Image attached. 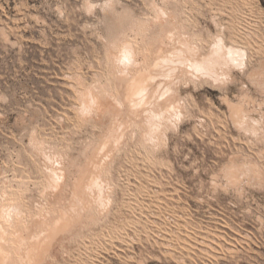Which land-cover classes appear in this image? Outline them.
Instances as JSON below:
<instances>
[{
	"label": "rangeland",
	"instance_id": "obj_1",
	"mask_svg": "<svg viewBox=\"0 0 264 264\" xmlns=\"http://www.w3.org/2000/svg\"><path fill=\"white\" fill-rule=\"evenodd\" d=\"M15 195L1 264H264V0H0V205Z\"/></svg>",
	"mask_w": 264,
	"mask_h": 264
},
{
	"label": "bare ground",
	"instance_id": "obj_2",
	"mask_svg": "<svg viewBox=\"0 0 264 264\" xmlns=\"http://www.w3.org/2000/svg\"><path fill=\"white\" fill-rule=\"evenodd\" d=\"M112 3H113V2H112ZM118 3H119V2H118ZM110 6L113 7V5H110ZM154 8H156V7H154ZM161 8H162V7H161ZM165 8H167V7H165ZM125 9H126V8H125ZM129 9H130V8H129ZM162 9H163V8H162ZM113 10H114V9H113ZM159 10H161V9H159V8H158V10L156 9V11H158V12H159ZM163 10H164V9H163ZM111 11H112V9H111ZM120 11H121V9H120ZM123 11H125L124 13H126L127 10H123ZM154 11H155V10H154ZM118 12H119V11H118ZM130 12H131V11H130ZM115 13H116V11H115ZM160 13H162V12H160ZM171 13H172V12H171ZM33 14H34V13H33ZM126 14H127V13H126ZM128 14H129V13H128ZM153 14H154V13H153ZM155 14H156V12H155ZM130 15H131V14H130ZM151 15H152V14H151ZM169 15H170V13H169ZM121 16H122V15H121ZM127 16H128V15H127ZM159 16H160V15H159ZM117 17H118V16H117ZM128 17H129V16H128ZM174 17H175V16H174ZM124 18H125V17H124ZM134 18H135V17H134ZM137 18H138V17H137ZM158 18H159V17H158ZM169 18H170V17H169ZM116 19H118V18H116ZM36 20H37V19H36ZM119 20H121V19H120V16H119ZM145 20H146V18H145ZM150 20H151V19H150ZM167 20H168V19H167ZM134 21H135V20H134ZM134 21H133V22H134ZM152 21H153V20H152ZM163 21H165V20H163ZM133 22H132V23H133ZM165 22H166V21H165ZM167 22H168V21H167ZM143 23H144V21H143ZM155 23H156V22H155ZM158 23H159V22H158ZM163 23H164V22H162V24H163ZM171 23H172V22H171ZM173 23H174V22H173ZM129 24H130V23H129ZM134 24H136V23L134 22ZM138 24H140V23L138 22ZM162 24H161V25H162ZM109 25H110V24H109ZM130 25H131V24H130ZM136 25H137V24H136ZM136 25H135V26H136ZM145 25H146V23H145ZM161 25H159V26H161ZM173 25H174V24H173ZM175 25H176V24H175ZM178 25H179V24H178ZM178 25H177V26H178ZM132 26H134V25H132ZM135 26H134V27H135ZM137 26L139 27V25H137ZM167 26H168V25H167ZM147 27H148V25H147ZM162 27H163V26H161V28H162ZM110 28H111V27H110ZM112 28H113V27H112ZM144 28H145V27H144ZM144 28H143V29H142V28H139V29H140V31L142 32V31L144 30ZM159 28H160V27H159ZM161 28H160V29H161ZM174 28H175V27H174ZM128 29H129V27H128ZM139 29H137L136 33L138 32ZM141 29H142V30H141ZM122 30H123V29H122ZM146 30H147V28H145L144 32H146ZM162 30H165V29L162 28ZM107 31H108V30H107ZM109 31H110V30H109ZM140 31H139V32H140ZM173 31H174V30H173ZM175 31H176V30H175ZM178 31H179V30H178ZM110 32H111V31H110ZM141 32H140V33H141ZM246 32H247V31H246ZM120 33H121V32H120ZM170 33H171V32H170ZM176 33H177V32H176ZM178 33H179V32H178ZM141 34H142V33H141ZM154 34H155V33H154ZM166 34H168V33H166ZM173 34H174V33H173ZM173 34H172V35H173ZM180 34H181V33H180ZM247 34H248V33H247ZM119 35H120V34H119ZM158 35H159V34H158ZM174 35H176V34H174ZM248 35H249V34H248ZM98 36H100V35H98ZM159 36H160V35H159ZM159 36H157V37H159ZM169 36H170V35H169ZM189 36H190V35H189ZM101 37H102V36H101ZM130 37H131V36H130ZM140 37H142V36H140ZM123 38H124V37H123ZM134 38H135V37H134ZM134 38H133V39H134ZM177 38H178V37H177ZM127 39H128V38H127ZM130 39H131V38H130ZM188 39H189V38H188ZM111 40H112V39H111ZM119 40H120V39H119ZM121 40H122V39H121ZM137 40H138V39H137ZM144 40H145V39H144ZM109 41H110V40H109ZM125 41H126V40H125ZM128 41H129V42H128L129 47H131V45H132L131 42H133V40H132L131 42H130V40H128ZM198 41H199V40H198ZM13 42H14V41H13ZM122 42L124 43V40H122ZM135 42H136V44H137V41H135ZM189 42H190V41H189ZM189 42H188V43H189ZM123 43H122V44H123ZM15 44H16V43H15ZM110 44H111V43H110ZM122 44H121V45H122ZM126 44H127V41H126ZM126 44H123V45H125V49H124V50H125L126 54L128 53V56H129V55H130L129 52H132V50L134 49V47L132 46L133 49H132L131 51H127L128 49H127V47H126ZM147 44H148V43H147ZM170 44L172 45V43H170ZM192 44H193V43H192ZM133 45L135 46V43H134ZM195 45H196V44H195ZM112 46H113V45H112ZM118 46H119V45H118ZM192 46H193V45H192ZM132 47H131V48H132ZM145 47H146V46H145ZM193 47H194V46H193ZM113 48H114V46H113ZM120 48L123 49L124 46H122V47H120ZM142 48H143V47H142ZM159 48H161V47H159ZM116 49H117V48H116ZM116 49H114V50H116ZM126 49H127V50H126ZM140 49H141V48H140ZM144 49H145V48H144ZM144 49H143V50H144ZM196 49H197V48H196ZM129 50H130V49H129ZM136 50H137V49H136ZM136 50H135V51H136ZM138 50H139V49H138ZM147 50H148V49H147ZM147 50L145 49L144 51H147ZM105 51H106V50H105ZM116 51H117V50H116ZM139 51H140V50H139ZM144 51H143V52H144ZM162 51H163V50H162ZM114 52H115V51H114ZM121 52H122V50H121ZM123 52H124V51H123ZM123 52H122L121 54H123ZM125 52H124V55H125ZM141 52H142V50H141ZM141 52H140V53H141ZM143 52H142V53H143ZM110 53H111V52H110ZM118 53H119V52H118ZM132 53H134V51H133ZM136 53H137V51L135 52V55H136ZM148 53H150V52H148ZM113 54H116V53H113ZM113 54H112L111 58L114 56ZM119 54H120V53H119ZM117 55H118V54H117ZM109 56H110V55H109ZM118 56H119V55H118ZM130 56H131V55H130ZM147 56H148V55H147ZM111 58H110V59H111ZM114 58H115V57H114ZM133 60H134V59H133ZM110 61H111V60H110ZM115 61H116V60H115ZM166 61H167V60H166ZM114 63H115V62H114ZM114 63H113V64H114ZM165 63H166V62H165ZM139 64H141V63H139ZM155 64H156V63H155ZM141 65H142V64H141ZM141 65H140V66H141ZM158 65H160V64L158 63ZM158 65L156 64V66H158ZM154 66H155V65H153L152 67H154ZM160 66H161V65H160ZM162 66H163V65H162ZM162 66H161V67H162ZM112 67H113V66H112ZM114 67H116V66H114ZM154 68H155V67H154ZM158 68H159V67H158ZM143 69H144V68H143ZM142 71H143V74L146 73V72H145L146 70H142ZM154 71H155V70H154ZM152 72H153V71H152ZM74 73H75L74 76H73V75H70V76L75 77L76 72H74ZM114 73H115V72H114ZM140 73H142V72H140ZM67 74H68V73H67ZM67 74H66V75H67ZM94 74H95V73H94ZM143 74H141V77H140V78H142V79H143V77H144V76H142ZM153 74H154V73H153ZM77 75H78V74H77ZM79 75H80V74H79ZM96 75H97V74H96ZM138 75H139V74H138ZM158 75H159V74H158ZM149 76H150V75H149ZM152 76H153V75H152ZM78 77H79V76H78ZM78 77L76 76L75 78H78ZM154 77H155V75H154ZM154 77H153V78H154ZM181 77H182V76H181ZM136 78H138V76H137ZM145 78H147V76H146ZM132 79H135V77L133 76ZM132 79H131V80H132ZM147 79H148V78H147ZM83 80H84V79H83ZM131 80H130V81H131ZM135 80H138V79H135ZM78 81H79V78H78ZM81 81H82V80H81ZM81 81H80V82H81ZM133 81H134V80H133ZM149 81H150V80H149ZM95 82H96V80H95ZM98 82H99V81H98ZM108 82H109V81H108ZM160 82H161V81H160ZM127 83H128V82H127ZM127 83H126V84H127ZM133 83H134V82H133ZM133 83H132V84H133ZM136 83H137V82H136ZM141 83H142V82H141ZM69 84H71V83H69ZM82 84H85V83L83 82ZM96 84H97V83H96ZM98 84H99V83H98ZM107 84H108V83H106L105 85L102 86V87H103L102 91H104V92L107 91L108 94L110 95L111 92H112V85L110 86V83L108 84V85H109V90H108V87H106ZM168 84H169V86H170V83H168ZM86 85H87V84H86ZM91 85H92V84H91ZM165 85H166V84H165ZM76 86H77V85H76ZM104 86H105V90H104ZM126 86H127V85H126ZM135 86H136V85H135ZM140 86H141V85H140ZM84 87H85V86H84ZM88 87H90V85H89ZM95 87H96V86H94V88H95ZM142 87H143V88H142ZM144 87H145V86H141V87H139L140 89H136L135 91H136L137 93H136L135 91H133V92H135V95H136V94H140V95H141V93H139V90L141 91V89H144ZM165 87H166V86H165ZM106 88H107V89H106ZM113 88H114V87H113ZM133 88H134V87H133ZM166 88H167V87H166ZM84 89L86 90L87 88L85 87ZM96 89H97V88H96ZM130 89L132 90V88H130ZM130 89H129V90H130ZM79 90H80V89H79ZM88 90H89V91L92 90V92H93V91H94V92L97 91V90H93V88L91 89V87H90V89H88ZM88 90H86V92H87L86 95H88V93H89ZM99 90H100V89H99ZM110 90H111V91H110ZM113 90H114V89H113ZM145 90H146V89H145ZM166 90H169V92L171 91L170 88H169V89L167 88ZM76 91H77V90H76ZM102 91H101V93H102ZM126 91H128L127 88H126ZM143 91H144V90H143ZM163 91H164V89H163ZM82 92H83V91L81 90V91H80L81 95H82ZM86 92L84 91L83 93H86ZM94 92H93V93H94ZM97 92H98V91H97ZM97 92H96L95 94H98ZM99 92H100V91H99ZM113 92H115V91H113ZM113 92H112V93H113ZM129 92H130V91H129ZM133 92H132V93H133ZM145 92H146V91H145ZM145 92H144V93H145ZM153 92H155V91H153ZM166 92H167V91H166ZM166 92H165V93H166ZM169 92H168V93H169ZM76 93H77V92H76ZM90 93H91V92H90ZM127 93H128V92H127ZM130 93H131V92H130ZM113 94H114V93H113ZM162 94H163V93H162ZM83 95H84V94H83ZM83 95H82V96H83ZM86 95H85V96H86ZM92 95H93V94H92ZM98 95H99V94H98ZM98 95H97V96H98ZM104 95H105V94H104ZM143 95H144V94H143ZM164 95H166V94H164ZM78 96H79V93H78ZM82 96H81V97H82ZM93 96H95V95H93ZM99 96H100V95H99ZM111 96H112V95H111ZM111 96H110V97H111ZM160 96H161V95H159V98H160ZM89 97H90V96H89ZM89 97H88L87 99H89ZM114 97H115V95H114ZM116 97H117V101H121V100L118 99V96H117V95H116ZM2 98H3V97H2ZM79 98H80V97H79ZM79 98H78V99H79ZM85 98H86V97H85ZM90 98H91V97H90ZM100 98H104V97H101V96H100ZM125 98H126V97H125ZM143 98H144V97H143ZM157 98H158V97H157ZM127 99H128V97H127ZM132 99H133V98H132ZM141 99H142V98H141ZM151 99H152V98H151ZM83 100H84V99H83ZM90 100H92V99H90ZM93 100H94V98H93ZM98 100H101V99H97V101H98ZM137 100H138V99H137ZM177 100H178V99H177ZM88 101H89V100H87V102H86V100H85L84 102H86V103L89 104ZM101 101H102V100H101ZM114 101H115V100H114ZM130 101H131V99H130ZM132 101H133V100H132ZM140 101H141V100H140ZM142 101H144V99H142ZM155 101H156V99H155ZM82 102H83V101H82ZM84 102H83V103H84ZM152 102H153V101H152ZM152 102H151V105L153 104ZM80 103H81V102H80ZM116 103L118 104L119 102H116ZM121 103H122V102H120V104H121ZM130 103H131V102H130ZM133 103H134V105H135L136 102L134 101V102H132V104H133ZM154 103H155V102H154ZM102 104H103V103H102ZM117 104H116V105H117ZM72 105H73V104H72ZM75 105H76V106L78 105V106L76 107V109H77V108H80V107L82 108L83 106H85V105L82 106L81 104H80V105H81V106H80L79 103H78V104H74V106H75ZM90 105H91V104H90ZM99 105H100V104H99ZM147 105H148V103H147ZM86 106H87V104H86ZM93 106H95V105L93 104ZM148 106H150V104H149ZM154 106H155V105H154ZM88 107H89V106H88ZM88 107H87V108H86V107H83L82 110H84V108H85V109H88ZM99 107H100V106H99ZM102 107H103V106H102ZM119 107H120V106H119ZM133 107H134V106H133ZM91 108H93V107H91ZM162 109H164V108H162ZM82 110H81V111H82ZM92 110H94V109H92ZM85 111H86V110H85ZM135 111H136V110H135ZM144 111H145V110H144ZM79 112H80V111H79ZM83 112H84V111H83ZM86 112H87V111H86ZM145 112H148V111H145ZM160 112H161V114H162V111H160ZM88 113H89V110H88ZM88 113H87V114H88ZM90 113H91V109H90ZM90 113H89V114H90ZM152 113H153V111H152ZM163 113H164V112H163ZM82 114L84 115L85 113H82ZM94 114H95V113H94ZM161 114H160V115H161ZM160 115H159V117H160ZM59 116H60V115H59ZM148 116H149V115H148ZM87 117H88V115H87ZM87 117H86V118H87ZM149 117H150V116H149ZM149 117H148V118H149ZM62 118H63V116H62ZM84 119H85V117H84ZM161 119H162V118H161ZM87 120H88V118H87ZM147 120H149V119H147ZM146 124H147V123H146ZM147 125H148V124H147ZM151 125H152V124H151ZM148 126H149V125H148ZM134 127H135V126H134ZM149 127H150V126H149ZM149 127H148V128H149ZM33 130H34V128H33ZM33 130H32V131H33ZM147 131H148V130H147ZM33 132H34V131H33ZM33 132H32V133H33ZM133 132H134V131H133ZM111 133H112V131H111ZM111 133L109 132V135H110ZM134 133H135V132H134ZM144 133H146V132H144ZM34 134H36V133L34 132ZM146 134H147V133H146ZM31 135H32V134H31ZM119 135H120V134H119ZM119 135H118V136H119ZM133 135H134V134H133ZM133 135H132V136H133ZM160 135H161V134H160ZM35 136H36V135H34V137H35ZM110 136H111V135H110ZM124 136H125V135H124ZM145 136H146V135H145ZM145 136H144V137H145ZM149 136H150V134H149ZM157 136H158V135H157ZM163 136H164V135H163ZM165 136H166V134H165ZM29 137H30V135H29ZM106 137H108V135H107ZM133 137H134V136H133ZM133 137H132V138H133ZM36 138H37V137H36ZM145 138H146V137H145ZM32 139H33V138H32ZM119 139H120V138H119ZM34 140H35V139H34ZM115 140H116V139H115ZM163 140H164V139H163ZM258 140H260V139H258ZM105 141H106V140H105ZM154 141H155V140H154ZM166 141H167V140H166ZM42 142H43V140H42ZM88 142H89V141H88ZM117 142H118V141H117ZM117 142L115 141V143H117ZM38 143H39V142H38ZM43 143H44V142H43ZM43 143H42V144L39 143V145H42L41 148H43ZM102 143H103V142H102ZM102 143H101V145H102ZM107 143H108V142H107ZM107 143H106V144H107ZM155 143H156V142H155ZM35 144H36V143H35ZM35 144H34V145H35ZM46 144H48V143H46ZM98 144H99V143H98ZM153 144H154V143H153ZM32 145H33V144H32ZM49 145H50V144H49ZM51 145H52V144H51ZM85 145H86V144H85ZM154 145H155V144H154ZM116 146H117V145H116ZM38 147H39V146H38ZM51 147H52V146H51ZM54 147H55V146H54ZM103 147H104V146H103ZM39 148H40V147H39ZM85 148H86V147H85ZM87 148H88V147H87ZM115 148H116V147H115ZM35 149H36V147H35ZM43 149H44V148H43ZM45 149H46V148H45ZM101 149H104V148L101 147ZM101 149H100V150H101ZM154 149H155V148H154ZM38 150H39V149H38ZM40 150H41V149H40ZM51 150H52V149H51ZM80 150H81V149H80ZM86 150H87V149H86ZM110 150H112V149H110ZM45 152H46V151H45ZM59 152H60V151H59ZM46 153H47V152H46ZM48 154H50V153L48 152ZM56 154H57V153H56ZM56 154H55V155H56ZM58 154H59V153H58ZM58 154L56 155L57 157H59ZM61 154H62V153H61ZM99 154H100V153H99ZM108 154H109V151H108ZM259 154H260V153H259ZM51 155H52V154H51ZM51 155H50V156H51ZM62 155H63V154H62ZM110 155H111V154H110ZM186 156H187V155H186ZM54 157H55V156H54ZM94 158H95V157H94ZM59 159H60V157H59ZM76 159H77V158H76ZM104 159H105V156H104ZM104 159H103V157H102V161H103ZM51 160H53V159H51ZM41 161H42V160H41ZM59 161H60V160H59ZM231 161H232V160H231ZM42 162H43V161H42ZM53 162H54V161H53ZM60 162H61V161H60ZM104 162H105V161H104ZM192 162H193V161H192ZM245 162H246V161H245ZM245 162H244V163H245ZM248 162H250V161H248ZM242 163H243V161H242ZM63 164H64V163H63ZM231 164H232V163H231ZM247 164H248V163H247ZM43 165H44V164H43ZM49 165H51V164H49ZM54 165H55V164H54ZM232 165H233V164H232ZM250 165H251V166L253 165L252 162L250 163ZM255 165H256V164H255ZM223 166H224V165H223ZM235 166H236V164H235ZM238 166H239V164H238ZM246 166H247V165H246ZM251 166H250V167H251ZM50 167H51V166H50ZM60 167H61V168L64 167V166H62V163H61ZM60 167H58V168L60 169ZM224 167H226V166H224ZM231 167H232V166H231ZM240 167H241V166H240ZM250 167H249V168H250ZM253 167H254V166H253ZM257 167H258V166H257ZM48 168H49V167H47V169H48ZM52 168H53V167H52ZM58 168H57V169H58ZM65 168H66V166H65ZM226 168H227V167H226ZM249 168H248V169H249ZM259 168H260V167H258L257 169H259ZM49 169H50V168H49ZM53 169H54V168H53ZM55 169H56V168H55ZM62 169H64V168H62ZM101 169H102V168H101ZM246 169H247V167H246ZM248 169H247V170H248ZM45 170H46V168H45ZM50 170H51V169H50ZM64 170H65V169H64ZM53 171H57V170H53ZM58 171H60V170H58ZM241 171H242V170H241ZM245 171H246V170H245ZM249 171H250V170H249ZM249 171H248V172H249ZM251 171H252V170H251ZM251 171H250V173H251ZM253 171H254V170H253ZM253 171H252V172H253ZM47 172H49V170H48ZM50 172H51V171H50ZM50 172H49V173H50ZM63 172H65V171H63ZM97 172H98V170H97ZM99 172H100V171H99ZM52 173L54 174L55 172H52ZM246 173H247V171H246ZM45 174H46V173H45ZM55 174H56V173H55ZM91 174H93V173H91ZM99 174H100V173H98L97 175H99ZM214 174H216V173H214ZM49 175H50V174H49ZM51 175H52V174H51ZM57 175H58V173L56 174V176H57ZM60 175H61L60 177H63L64 174H63V175L60 174ZM97 175H96V176H97ZM100 175H101V174H100ZM216 175H217V174H216ZM214 176H215V175H214ZM5 177H6V176H5ZM49 177H51V176H49ZM91 177H93V176H91ZM97 177H98V176H97ZM136 177H137V176H136ZM93 178H96V177H95V174H94V177H93ZM98 178H99V177H98ZM46 179H48V177H47ZM49 179H50V178H49ZM60 179H62V178H60ZM100 179H101V178H100ZM95 180H96V179H95ZM95 180H94V181H95ZM54 181H55V180H54ZM58 181L60 182V180H58ZM104 181H105V180H104ZM106 182H107V181H106ZM48 183H49V180H48ZM52 183H53V182H52ZM56 183H58V182H55V184H56ZM99 183H100V182H99ZM99 183L97 182V184H99ZM123 183H124V182H123ZM50 184H51V183H50ZM50 184H49V185H50ZM94 184H96V183H94ZM94 184H93V185H94ZM107 184H108V183H106V185H107ZM47 185H48V184H47ZM49 185H48V186H49ZM52 185H53V187H55L54 184H52ZM52 185H51V186H52ZM101 185H103V184H101ZM109 185H111V184H108V186H109ZM45 186H46V185H45ZM90 186H91V185H90ZM95 186H98V185H95ZM95 186H94V187H95ZM111 186H112V185H111ZM46 187H47V186H46ZM49 187H50V186H49ZM98 187H99V186H98ZM104 187H105V186H104ZM44 188H45V187H44ZM44 188H43V189H44ZM56 188H57V187H56ZM100 188H101V186H100ZM100 188H98V190H99ZM106 188H107V187H106ZM110 188H111V187H110ZM124 188H125V187H124ZM108 189H109V188H108ZM108 189H107V190H108ZM104 190H106V189H104ZM7 191H8V190H7ZM42 191H43V190H42ZM46 191H47V190H46ZM91 191H92V190H91ZM99 191H100V190H99ZM127 191H128V190H127ZM5 192H6V191H2V193H5ZM21 192H22V191H21ZM92 192H93V191H92ZM106 192H107V191H106ZM106 192H105V193H106ZM6 193H7V192H6ZM6 193H5V194H6ZM38 193H39V192H38ZM42 193H43V192H42ZM47 193H48V192H47ZM90 193H91V192H90ZM103 193H104V192H103ZM11 194H12V193H11ZM11 194H8V195H11ZM16 194H17V193H16ZM91 194H92V193H91ZM100 194L102 195V193H100ZM108 194H109V193H108ZM18 195H19V193H18ZM92 195H93V194H92ZM96 195L98 196V198L100 197L98 194H96ZM1 196H2V194H1ZM15 196H16V197H15ZM15 196H14V197H11V198H10V197H7V199L4 198V199H6V200L3 201V204H2V205H0V238L2 239V240L0 239V242L3 241V243L8 247V250H9V251L11 250V251H10L11 253H15V252H13L12 250H13L14 246H16L15 244H13V242H12V240H11L13 237L16 236L15 234H13V231H12V230L14 229V228H13V224L16 225L15 222L19 219L20 216H22L21 214L24 215V205H23L21 199L18 198L17 195H15ZM19 197H20V196H19ZM42 197H43V196H42ZM107 197H108V195H107ZM103 198H104V197H103ZM109 198H111V197H109ZM1 199H2V198H1ZM1 199H0V200H1ZM92 199H93V198H92ZM99 199H100V198H99ZM101 199H102V198H101ZM101 199H100V200H101ZM106 199H107V198H106ZM84 200H85V199H84ZM87 200H88V199H87ZM93 200H94V199H93ZM110 200H111V199H110ZM78 201H79V200H78ZM98 201H99V200H98ZM101 201L104 202L103 199H102ZM101 201H100V202H101ZM1 202H2V200H1ZM1 202H0V203H1ZM85 202H86V200H85ZM93 202H94V201H93ZM95 202H96V199H95ZM105 202H106V201H105ZM105 202H104V203H105ZM110 202H111V201H110ZM75 203H76V201H75ZM96 203H98V202H96ZM89 204H90V203H89ZM102 204H103V203H102ZM106 204H107V203H106ZM42 205H43V204H42ZM73 205H74V203H73ZM99 205H100V203H99ZM103 205H105V204H103ZM74 206L76 207V204H75ZM86 206H87V205H86ZM108 206H109V203H108ZM41 207H42V206H41ZM44 207L47 208L48 206H45V204H44ZM44 207H43V208H44ZM69 207H70V206H69ZM78 207H79V205H78ZM81 207H82V206H81ZM101 207H104V206H101ZM105 207L107 208V206H105ZM58 208H59V207H58ZM72 208H73V207H72ZM97 208H98V207H97ZM106 208H103V209L105 210ZM74 209H75V210H78V208H74ZM80 209H81V208H80ZM107 209H108V208H107ZM51 210H52V209H51ZM65 210H66V209H65ZM71 210H72V209H71ZM40 211H41V210H40ZM43 211H44V210H43ZM43 211H42V212H43ZM46 211H48V210H46ZM63 211H64V210H63ZM73 211H74V210H73ZM81 211H82V209H81ZM100 211L103 212L102 209H101ZM61 212H62V211H61ZM78 212H79V210H78ZM31 213L33 214V212H31ZM31 213H29V216L31 215ZM47 213H48V212H47ZM39 214L42 215L43 213L41 214V212H40ZM76 214H77V213H76ZM163 214H164V213H163ZM27 215H28V213H27ZM34 215H35V214H34ZM34 215H33V216H34ZM37 215H38V214H37ZM64 215H65V214H64ZM24 216H25V215H24ZM29 216H28V217H29ZM76 216H77V215H76ZM76 216H75V217H76ZM58 217H59V216H58ZM21 218H22V217H21ZM24 218H27V217H24ZM30 218H31V216H30ZM44 218H45V217H44ZM61 218H62V217H61ZM61 218H60V219H61ZM70 218H71V217H70ZM81 218H82V217H81ZM23 220H24V219H23ZM26 220H27V219H26ZM61 221H62V220H61ZM19 222H20V221H19ZM22 222H23V221H21L20 223H21V224H24V223H22ZM24 222H25V220H24ZM41 222H42V221H41ZM57 222H58V221H57ZM57 222H56V223H57ZM46 223H47V222H46ZM58 223H60V222H58ZM62 223H63V222H62ZM25 224H27V223H25ZM25 224H24V225H25ZM19 225H20V224H19ZM52 226H53V225H52ZM63 227H64V226H63ZM20 228H21V227H20ZM26 228H27V225H26ZM22 229H23V228H22ZM24 229H25V228H24ZM58 230H59V229H58ZM18 231H19V230H18ZM25 231H27V230H25ZM55 231H56V230H55ZM44 232H45V231H44ZM15 233H17V232H15ZM34 233H35V232H34ZM38 234H39V233H38ZM163 234H164V233H163ZM14 235H15V236H14ZM53 237H54V236H53ZM131 237H132V236H131ZM20 238H21V237H20ZM30 238H31V237H30ZM168 238H169V237H168ZM22 239H23V238H22ZM22 239H21V240H22ZM201 240H202V239H201ZM17 241H18V240H17ZM17 241H16V242H17ZM42 241H43V240H42ZM45 241H46V240H45ZM19 242H20V241H19ZM14 243H15V242H14ZM43 243H44V242H43ZM36 245H37V244H36ZM181 246H182V245H181ZM1 247H3V246H1ZM1 247H0V248H1ZM32 248H33V247H32ZM39 248H40V247H39ZM203 248H204V247H203ZM4 249H5V248H4ZM4 249H3V251H4ZM8 250H7V251H8ZM25 251H26V250H25ZM29 251H30V250H29ZM27 252H28V251H27ZM4 253H5V252H4ZM7 253H9V252H7ZM0 254H1V251H0ZM17 254H18V253H17ZM1 255H2V254H1ZM1 255H0V256H1ZM3 255H4V254H3ZM11 255H12V254H11ZM12 257H13V255H12ZM18 257H19V256H18ZM191 257H192V256H191ZM3 258H4V260H5L6 257L3 256ZM15 259H16V258H15ZM15 259H12V261H14ZM19 259H20V258H19ZM138 260H139V259H138ZM183 260H184V259H183ZM8 261H9V260H8ZM31 261H32V260H31ZM14 262H15V261H14ZM15 263H17V262H15ZM0 264H1V263H0Z\"/></svg>",
	"mask_w": 264,
	"mask_h": 264
}]
</instances>
